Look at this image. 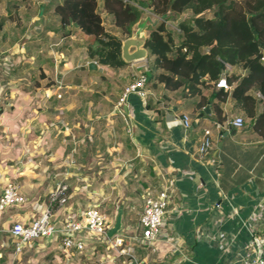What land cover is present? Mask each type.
Instances as JSON below:
<instances>
[{"label":"crops","instance_id":"1","mask_svg":"<svg viewBox=\"0 0 264 264\" xmlns=\"http://www.w3.org/2000/svg\"><path fill=\"white\" fill-rule=\"evenodd\" d=\"M101 18L104 30L121 39L110 16L102 11ZM57 24L52 11L38 8L22 31L0 26V190L9 181L25 197L0 212V264H242L248 236L237 218L224 213L234 206L243 219L264 199V138L251 119L238 129L228 125L241 116L230 88L216 101L221 123L210 100L198 108V96L178 98L155 80L146 83L144 104L131 95L115 107L122 88L150 58L110 66L77 30L60 37ZM89 62L97 68L83 69ZM220 89L208 86L202 94L212 97ZM256 108L261 111V104ZM183 114L190 119L186 129L179 122ZM204 129L212 145L201 158ZM170 178L176 183L167 191L163 235L135 243L133 259L115 257L105 237L84 233L72 235L84 241L79 251L63 248L56 234L13 253L14 238L6 230L35 219L58 180L67 183L69 195L66 205L52 208L55 227L100 202L107 229L121 207L117 233L133 234L144 197L156 195ZM257 232L264 238V225Z\"/></svg>","mask_w":264,"mask_h":264},{"label":"trees","instance_id":"2","mask_svg":"<svg viewBox=\"0 0 264 264\" xmlns=\"http://www.w3.org/2000/svg\"><path fill=\"white\" fill-rule=\"evenodd\" d=\"M26 2L29 8L21 24L17 22L20 31L35 11ZM41 8L55 14L60 37L77 30L110 66L124 64L120 38L104 30L101 12L110 16L120 37H127L141 16L151 15L155 24L147 27L144 44L150 61L141 72L147 82L158 81L178 98L198 96V108L210 100L218 123L224 117L216 101L230 88L240 117L251 119L254 131L264 138V0H47ZM4 20L0 17V26ZM220 78L228 88L212 97L202 94Z\"/></svg>","mask_w":264,"mask_h":264},{"label":"built area","instance_id":"3","mask_svg":"<svg viewBox=\"0 0 264 264\" xmlns=\"http://www.w3.org/2000/svg\"><path fill=\"white\" fill-rule=\"evenodd\" d=\"M147 78L143 73L127 83L121 90L115 107H119L127 97L133 95L143 104L149 94L146 86ZM216 87L228 88L223 78L217 80ZM2 89H6L1 86ZM4 87V88H3ZM5 94L0 90V103ZM59 98L60 94L56 93ZM179 122L184 129L190 127V119L183 114L179 117ZM243 119L235 116L228 121V125L234 128L243 126ZM198 155L202 158L211 148L212 141L210 131L204 129L198 140ZM71 161V160H70ZM264 179V175H263ZM174 178L167 179L166 185L154 196L144 197L141 213L138 217V230L133 234L116 233L112 237L106 238L108 217L100 208V202H90L83 212L76 218H66L59 227H55L50 222V213L55 206H64L68 201V185L63 180H58L53 189L48 193L46 206L39 212L37 217L28 224L20 222L12 223L6 230L14 238L13 253L18 254L22 248L33 239L48 238L60 235V244L65 249L82 250L84 241L74 240L72 235L87 234L92 237H105L108 247L113 251L115 257H128L133 259L134 245H146L157 241L161 234L162 219L167 207V191L176 182ZM25 202V197L19 191L17 185L7 182L0 190V212L11 205H20ZM219 208V204L215 206ZM221 209V208H220ZM226 217L237 218L240 227L248 236L245 255L241 259L242 264H264V238L258 234L259 225H264V199H261L257 207L250 215L241 219L239 209L229 206L225 213Z\"/></svg>","mask_w":264,"mask_h":264},{"label":"water","instance_id":"4","mask_svg":"<svg viewBox=\"0 0 264 264\" xmlns=\"http://www.w3.org/2000/svg\"><path fill=\"white\" fill-rule=\"evenodd\" d=\"M250 18L247 17V21ZM154 25V21L150 19V16L140 17L130 28V34L120 39L119 56L124 63H132L141 61L147 58V52L144 47L147 27ZM264 54V53H263ZM264 58V56H263ZM89 70L96 69V65L93 62H89L85 67ZM121 207L117 209L111 226L107 229V237H112L121 228Z\"/></svg>","mask_w":264,"mask_h":264},{"label":"rangeland","instance_id":"5","mask_svg":"<svg viewBox=\"0 0 264 264\" xmlns=\"http://www.w3.org/2000/svg\"><path fill=\"white\" fill-rule=\"evenodd\" d=\"M29 1H30L29 6L31 8V11H34L38 8H41V5H42L41 3L36 4L33 0H29ZM52 1H55V0H52ZM14 4L17 5L15 10L13 9ZM26 4H27L26 0H0V17H3L4 19H6L3 21L2 26H5L4 28L7 29L10 25L11 26L14 25L15 27H17L16 29L19 30V27H18L19 25L17 22H19L21 24V21L23 20L22 16L26 12V8L28 7V5H26ZM16 14H17V16H16ZM144 16H150L151 17V15H143L141 17H144ZM154 24H155V22H154ZM18 35H21V34L18 33ZM106 209H107L106 207H105V209L103 207L102 208L103 212H107ZM112 220H113V218H112Z\"/></svg>","mask_w":264,"mask_h":264}]
</instances>
